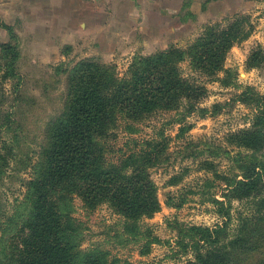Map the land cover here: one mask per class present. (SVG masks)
Instances as JSON below:
<instances>
[{
    "label": "rangeland",
    "instance_id": "1",
    "mask_svg": "<svg viewBox=\"0 0 264 264\" xmlns=\"http://www.w3.org/2000/svg\"><path fill=\"white\" fill-rule=\"evenodd\" d=\"M187 1L171 0L170 15L151 13L148 27L141 30L120 12L123 6L103 4L99 10L97 0H65L54 18L45 7L28 10L27 5L25 20H18L16 12L1 13L0 261L9 244L18 242L32 166L39 164L53 126L64 116L74 67L109 65L125 78L135 58L188 49L210 29L235 38L215 78L200 76L188 57L179 63L182 76L201 86L198 112L183 122L178 121L182 109L153 115L137 132L120 128L107 143V160L113 163L147 150L149 141L161 143L164 153L148 171L159 209L143 215L129 234L124 217L108 202L89 205L74 195L61 200L59 208L79 227L78 251L98 254L103 264H190L198 248L189 238L191 228L214 230L226 221V234L232 235L239 218L252 214L246 202L228 200L226 180L239 175L238 163L253 154L235 136L264 117V0H202L195 10ZM70 14L74 19L68 21ZM117 14L121 18L116 21ZM66 23L72 28L66 29ZM4 46L10 50L2 57ZM7 57H12L11 75ZM183 125L189 128L181 130ZM15 251L10 245L6 254Z\"/></svg>",
    "mask_w": 264,
    "mask_h": 264
},
{
    "label": "trees",
    "instance_id": "2",
    "mask_svg": "<svg viewBox=\"0 0 264 264\" xmlns=\"http://www.w3.org/2000/svg\"><path fill=\"white\" fill-rule=\"evenodd\" d=\"M234 38L228 32L206 30L188 49L170 48L135 58L125 78L117 77L109 65L83 62L74 67L76 78L64 116L53 126L39 164L32 166L23 201L27 214L18 231L17 244L8 246L16 250L15 255L6 254L7 248L0 264H103L98 254L78 251L75 236L79 227L69 214L60 211V201L75 195L89 205L108 202L124 217L129 234L137 229L143 215L155 213L159 205L148 171L159 162L164 147L152 140L147 150L130 153L113 163L107 160V143L120 128L128 134L137 132L138 125L153 115L182 109L178 121L183 122L187 115L198 112L201 86L182 76L179 63L188 57L191 68L200 76L215 78ZM1 50L4 57L10 49L4 46ZM7 58L11 75L12 57ZM261 124L264 117L258 116L251 130L235 136L253 148L248 150L253 154L246 156L248 161L238 163L239 175L226 180L228 200L235 197L246 202L252 214L239 218L232 235L226 234V221L214 230L191 228L189 238L198 248L190 264H264ZM214 202L223 209L222 202Z\"/></svg>",
    "mask_w": 264,
    "mask_h": 264
},
{
    "label": "crops",
    "instance_id": "3",
    "mask_svg": "<svg viewBox=\"0 0 264 264\" xmlns=\"http://www.w3.org/2000/svg\"><path fill=\"white\" fill-rule=\"evenodd\" d=\"M98 5L96 8H100L103 4H112V5H121L123 6V9L120 11L121 13H126V17L130 20L136 21L137 25L139 27V30L143 28H147L148 25L145 23V20L150 19L151 13H157L158 17L161 18H167L170 15V1L171 0H97ZM202 0H188L186 4H191L190 10H195L196 5H199ZM31 4H29V3ZM33 2V3H32ZM81 3L88 4L89 0H80ZM164 2V3H163ZM49 3V4H48ZM167 3V4H165ZM65 4V0H7L0 2V16L1 13L6 14V17L8 16V12H12L16 14V17L18 20H25L26 19V11H28L31 7L32 9L36 8L37 10L40 8L45 7L48 9L52 14L58 13L57 9H61L63 5ZM185 4V5H186ZM28 6V10L27 7ZM87 6V5H85ZM88 7V6H87ZM70 10L69 8H66L65 11ZM83 10H89L85 7ZM82 11V10H81ZM119 12V13H120ZM114 13V12H113ZM185 14V13H183ZM54 14L51 16V18H54ZM2 18V17H1ZM57 20L59 19L56 17ZM67 18V17H66ZM113 18H116V21L120 19L121 17L114 16ZM4 19H6L4 17ZM72 14L69 16V20H73ZM72 24V23H71ZM60 25V23H59ZM65 28L67 29V26L72 28V26L69 23L64 24ZM122 25V24H121ZM123 27V26H121ZM153 35V34H152ZM155 35H159V31L155 32Z\"/></svg>",
    "mask_w": 264,
    "mask_h": 264
}]
</instances>
